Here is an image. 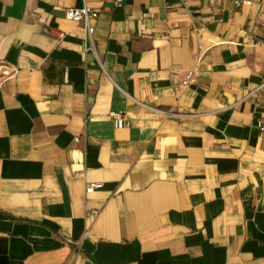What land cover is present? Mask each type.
I'll return each instance as SVG.
<instances>
[{"label":"crops","instance_id":"obj_1","mask_svg":"<svg viewBox=\"0 0 264 264\" xmlns=\"http://www.w3.org/2000/svg\"><path fill=\"white\" fill-rule=\"evenodd\" d=\"M85 3L0 0V264H264L259 7Z\"/></svg>","mask_w":264,"mask_h":264},{"label":"built area","instance_id":"obj_2","mask_svg":"<svg viewBox=\"0 0 264 264\" xmlns=\"http://www.w3.org/2000/svg\"><path fill=\"white\" fill-rule=\"evenodd\" d=\"M235 7H239L244 3L248 4H256L259 7V10L256 14V22L260 24V26L264 29V0H231ZM83 5L81 8H69L66 10L67 17L74 21L75 23H82L84 28V34L87 40L86 51L93 52L94 47L92 43V34L94 28L91 24V21L98 17V13L92 10L90 7L87 6L85 0H82ZM116 6H120L123 3V0H114ZM186 4V2H184ZM194 77V72L189 71L187 72L185 78L181 82L182 87H186L189 85L191 80ZM264 86V81L261 84V87ZM113 119L114 128L119 129L123 126V117L120 113H112L111 114ZM260 130L264 131V127L260 126ZM98 187L97 183H90L87 184L85 189L87 192L94 190Z\"/></svg>","mask_w":264,"mask_h":264}]
</instances>
